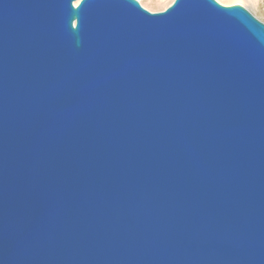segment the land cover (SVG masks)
Listing matches in <instances>:
<instances>
[{
	"label": "water",
	"instance_id": "obj_1",
	"mask_svg": "<svg viewBox=\"0 0 264 264\" xmlns=\"http://www.w3.org/2000/svg\"><path fill=\"white\" fill-rule=\"evenodd\" d=\"M76 1L0 0V264H264V23Z\"/></svg>",
	"mask_w": 264,
	"mask_h": 264
},
{
	"label": "rangeland",
	"instance_id": "obj_2",
	"mask_svg": "<svg viewBox=\"0 0 264 264\" xmlns=\"http://www.w3.org/2000/svg\"><path fill=\"white\" fill-rule=\"evenodd\" d=\"M173 0H140L139 4L147 5L153 12L163 11ZM219 3L217 0H215ZM223 6L239 5L248 10L257 20L264 23V0H219ZM240 1L242 4H236ZM253 1V2H252ZM143 7V6H142ZM147 10V9H146Z\"/></svg>",
	"mask_w": 264,
	"mask_h": 264
},
{
	"label": "bare ground",
	"instance_id": "obj_3",
	"mask_svg": "<svg viewBox=\"0 0 264 264\" xmlns=\"http://www.w3.org/2000/svg\"><path fill=\"white\" fill-rule=\"evenodd\" d=\"M80 1H81V0H77V1L74 3V5L76 6ZM137 1L140 2V0H137ZM217 1L219 2V4L221 3L219 0H217ZM252 2H253V1H252ZM239 3H240V1L236 2V4H239ZM240 4H242V3H240ZM141 6H143V8L147 9L148 11L153 12V11H151V9H149V8L147 7L146 4H145V5L141 4Z\"/></svg>",
	"mask_w": 264,
	"mask_h": 264
}]
</instances>
